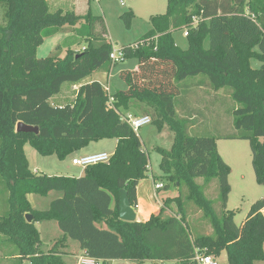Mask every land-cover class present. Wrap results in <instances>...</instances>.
Instances as JSON below:
<instances>
[{
    "label": "trees",
    "instance_id": "trees-1",
    "mask_svg": "<svg viewBox=\"0 0 264 264\" xmlns=\"http://www.w3.org/2000/svg\"><path fill=\"white\" fill-rule=\"evenodd\" d=\"M0 6L6 21L0 29V176L9 192L0 234L16 246L19 259L30 264H71L64 257L85 251L102 264L116 260L191 264L200 251L215 258L225 252L227 264H264V199L251 205L240 226L234 223L233 213L225 209L230 167L216 146L217 140L247 141L255 182L264 186V0H167L166 12L150 18L149 31L121 50L123 60H137L135 70L119 73L126 89L109 95L99 82L82 84L74 101L64 106L49 103L63 84H80L112 66V45L103 38L104 27L96 34L90 13L50 12L45 0H0ZM132 18L131 11L121 16L127 28ZM78 24L76 36L88 40L83 50L67 49L63 58L36 57L44 39ZM177 30L186 31V50L175 45L172 32ZM251 60L261 66L252 68ZM199 76L207 78L212 91L226 90L237 104L236 133L187 134L190 119L176 114V101L183 83ZM137 106L149 110L145 117L158 132L167 127L173 133L169 150L156 149L167 182L163 190L185 187V200L208 220L211 235L192 236L179 192L161 200L163 208L176 205L175 216L151 215L145 222L118 218L120 191L127 193L135 211L136 188L149 166L137 133L123 120ZM17 123L37 127L38 133H17ZM104 139L116 140L109 162L84 168L79 178L36 176L23 151L28 144L41 156L64 160ZM197 178L203 184L217 180L220 216ZM51 192L58 197L47 210L36 211L27 200L28 195L45 197ZM26 215L32 216L29 223ZM41 221H54L62 234L45 253L39 249L40 235L34 225ZM70 240L77 243L72 250Z\"/></svg>",
    "mask_w": 264,
    "mask_h": 264
},
{
    "label": "rangeland",
    "instance_id": "rangeland-1",
    "mask_svg": "<svg viewBox=\"0 0 264 264\" xmlns=\"http://www.w3.org/2000/svg\"><path fill=\"white\" fill-rule=\"evenodd\" d=\"M47 4L50 12L62 9L63 11H72L77 16H84L90 13L94 18L92 23L94 32L99 34L101 26H103L105 30L104 40L112 45V49L122 50L125 47L135 45L149 31L151 28L150 18L163 15L166 12L167 0H57ZM130 11L133 18L127 28L121 16ZM5 25L4 10L0 6V29L5 27ZM80 26V24L75 27L65 26L54 36L44 39L43 43L36 50V57L43 59L54 54L63 58L67 49L74 51L83 50L88 44V40L76 36V29ZM172 38L178 48L181 50L187 49L188 44L184 30L173 31ZM204 47H208L207 39L204 41ZM136 65L137 60L130 58L121 61L115 66L112 65L108 70L103 69L96 72L97 75L95 73L91 74L80 82V84H63L60 94L53 97L49 103L54 106H64L65 104L72 103L79 85L87 84L91 78L100 82L106 88L109 95H112L118 90H125L126 84L120 80L119 73L124 70H133L136 68ZM250 65L252 68L257 69L261 66V63L251 60ZM201 80L204 83L201 89L194 87L189 94L188 90L184 89L185 84L196 83ZM207 82L208 80L204 76L188 78L183 83L182 93L177 98L175 109L178 111L179 116L191 119L187 124V134L189 136L218 137L219 135L236 133L233 125V111L237 107V104L230 99L229 102L223 103V108H219V106L213 108L212 105H209L208 101L211 90L206 84ZM195 106L199 111L194 109ZM137 107L139 108H131L129 111L131 117H144L149 111L144 106ZM195 112L197 114H194ZM137 135L143 149L147 152L149 165L154 172H158L161 156L157 153L156 149L162 148L169 150L173 141V133L167 127H164L161 132H158L157 127L151 123L141 128L137 132ZM115 146V139H104L90 143L83 151L86 155L105 153L112 156ZM216 146L217 152L223 160L225 159L224 162L230 167V174L228 176L230 193L225 209L233 213L234 223L240 226L245 220L251 205L264 198V186L258 185L255 182L251 165L252 156L247 141L217 140ZM23 151L29 170L36 176L45 175L51 177L78 178L77 176H82L83 174L84 168L72 164L73 158L80 157L82 154H71L64 160H59L55 156H41L28 144L24 146ZM195 182L198 185H203L205 196L212 202L215 213L220 216L223 209L219 198L217 180L212 179L210 182L203 184V180L197 178ZM179 190L169 186L166 193L163 188L160 192L163 196L167 197L175 196L178 192L180 193L184 206V214L192 236L211 235L212 228L208 220L203 217L202 213L192 202L185 200L187 194L186 188L181 186ZM8 197L9 192L4 180L0 176V217L8 213ZM57 197V192H51L45 197L33 194L29 195L28 200L34 210L44 211L47 210L50 202ZM170 209L176 213L175 204L172 206L170 204L166 212L170 213ZM34 225L40 234L41 244L39 249L41 252L45 253L50 250L54 243L62 237L54 221H41L36 222ZM4 240L6 241L7 238L0 234V243ZM74 245H77L75 241H68L69 250L74 249ZM18 253L16 246L13 244L7 247L0 246V264H30L28 260L21 261L15 259L14 256H18ZM67 260L71 264H76L77 262L74 258H67ZM216 261L218 264H227L226 253L221 252L220 256L216 258ZM109 264H152V262L144 261L143 263H133L130 261L116 260ZM162 264L180 263L177 261H167ZM255 264L262 263L258 261Z\"/></svg>",
    "mask_w": 264,
    "mask_h": 264
},
{
    "label": "crops",
    "instance_id": "crops-1",
    "mask_svg": "<svg viewBox=\"0 0 264 264\" xmlns=\"http://www.w3.org/2000/svg\"><path fill=\"white\" fill-rule=\"evenodd\" d=\"M46 1H47V3H49V2H55L57 0H46ZM136 68H137V65H136ZM135 69H133V70H135ZM128 71H132V70H128ZM94 81L98 82L96 79L91 78V79H89L88 83H91V82H94ZM203 84L204 83H203L202 80L198 81L196 83L188 84V86H187L188 94L190 92H192V89L194 87H197L198 89H201ZM210 92H211V94H210V97H209L208 101H209V105H212L213 108H217V106H219V108H223V103L230 101V98H229L228 94H226L223 90H219V91H212L211 90ZM187 106H189V105H187ZM191 106H193V105L191 104ZM194 109L196 111H199L196 108V106L194 107ZM175 111H176V114L179 116L178 111L177 110H175ZM194 114H197V112H195ZM180 118H183V117H180ZM84 153L85 152L82 149V150H79V151H77V152H75L73 154H76V155L77 154H82L80 157L87 156ZM88 155H92V154H88ZM80 157H76V158H80ZM73 159H75V158H73ZM70 177H73V176H70ZM77 177L79 178V177H81V175H79ZM155 184H161L162 186H164L165 184H167V182L163 181V177H162V174H161L160 170L158 172H156V171L154 172V170L149 165L148 166V171L146 173V178L144 180L140 181L138 186H137V188H136L137 208H136V210L134 212H135V215H136V221L137 222H145L151 215H155V216L156 215H160L163 219L175 216V212H173V210H171V209H170V211H171L170 213L166 212V210H167V208H169V206L167 208H163L162 207L161 200L163 198H166L167 196H163V194L160 192L162 188L159 189V190H154V185ZM164 192L166 193L167 191H164ZM28 196H27V200H28ZM262 199H264V198H262ZM30 205L33 208L31 203H30ZM172 205H174V204H171V206ZM11 244H13V243L9 242L7 240L6 241L4 240L3 242L0 243V246L1 247H7V246H9ZM60 251H64V249H60ZM81 253H82V251H77L74 256H66V257H64V259L66 261H68L67 258H74V260L77 261L78 257L81 255ZM14 258L15 259H19V256H14ZM19 260H21V259H19ZM25 260H27V259H25ZM28 262H29V260H28ZM112 262H114V261H111L110 263H112Z\"/></svg>",
    "mask_w": 264,
    "mask_h": 264
},
{
    "label": "built area",
    "instance_id": "built-area-1",
    "mask_svg": "<svg viewBox=\"0 0 264 264\" xmlns=\"http://www.w3.org/2000/svg\"><path fill=\"white\" fill-rule=\"evenodd\" d=\"M186 36V31H185ZM109 59L112 65L118 64L123 61V53L121 50L112 49ZM113 99L109 98L108 105L112 107ZM123 120L132 128V130L137 133L141 128L152 123L148 117H131L127 115L123 117ZM111 155L105 153H97L92 155L83 156L80 158H75L72 160L74 166H79L81 168H86L89 166L108 163ZM163 186L161 184H155L154 190H159ZM261 214L264 219V207L261 210ZM76 264H102L101 260H97L89 257L85 251H82L81 255L78 257ZM192 264H218L216 258L211 255H205L200 251H196L192 259Z\"/></svg>",
    "mask_w": 264,
    "mask_h": 264
},
{
    "label": "water",
    "instance_id": "water-1",
    "mask_svg": "<svg viewBox=\"0 0 264 264\" xmlns=\"http://www.w3.org/2000/svg\"><path fill=\"white\" fill-rule=\"evenodd\" d=\"M264 109V106H263ZM15 132L17 133H38L37 127L27 126L23 123H17L15 126ZM118 218L124 222H134L136 221V215L133 208L130 205L127 193L124 190H121L119 193V215ZM26 222H30L32 216H25Z\"/></svg>",
    "mask_w": 264,
    "mask_h": 264
}]
</instances>
